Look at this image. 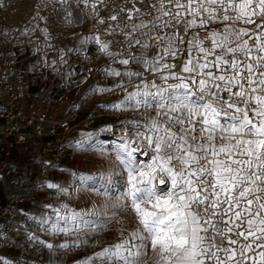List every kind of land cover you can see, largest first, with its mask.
<instances>
[{
	"label": "snow or ice",
	"instance_id": "6c2138e0",
	"mask_svg": "<svg viewBox=\"0 0 264 264\" xmlns=\"http://www.w3.org/2000/svg\"><path fill=\"white\" fill-rule=\"evenodd\" d=\"M128 2L109 19L127 17V46L137 52L121 57L98 36L90 39L113 63L144 69H105L126 92L107 107L142 115L130 123L143 130L116 150L119 198L138 228L83 264H145L149 252L155 264H264V0H154L144 13L136 6L143 0ZM149 48L156 49L151 57ZM177 58L179 67L169 62ZM53 213L35 218L50 234L99 226L85 213Z\"/></svg>",
	"mask_w": 264,
	"mask_h": 264
},
{
	"label": "rangeland",
	"instance_id": "374dc122",
	"mask_svg": "<svg viewBox=\"0 0 264 264\" xmlns=\"http://www.w3.org/2000/svg\"><path fill=\"white\" fill-rule=\"evenodd\" d=\"M154 0L137 2L141 12H148ZM94 5V7H93ZM121 7L131 8L132 3L125 0H0V54L17 59L26 79V89L34 90L37 86H47L56 104V110L66 106L79 108L78 136L75 154L68 156V164L78 167L82 177H89L78 189L71 179L58 172L72 192H78L88 200L93 216L105 219L104 225L115 224L136 230V216H131L126 202L119 198L122 189V165L116 156L117 146L126 140H133L132 134L138 130L132 121L142 120L139 112L131 110H113L108 105L124 98L115 85L121 80L109 79L101 65L106 59L113 58L101 52L102 62L86 66L80 62L83 52L99 45L91 37L98 36L102 42L109 43V51L127 56L137 52V47L129 49L124 32L127 17L121 14L117 21L109 17L119 13ZM103 21V22H101ZM154 43L161 44L160 40ZM156 52L149 48L147 55ZM114 69L124 71H144L135 63L122 65L117 58ZM79 76V79L76 77ZM124 85L128 78L123 79ZM97 88H113L114 91L98 92ZM133 91V90H132ZM114 141V157L109 156L107 144ZM135 146V145H133ZM138 159H146L138 156ZM108 168L112 178L105 186L97 185V179L103 178L101 168ZM63 179V178H62ZM105 188L109 193L104 194ZM71 193V192H70ZM92 198H95L92 201ZM97 212H101V215ZM97 224L99 223L95 220ZM154 253L149 252L145 260Z\"/></svg>",
	"mask_w": 264,
	"mask_h": 264
},
{
	"label": "built area",
	"instance_id": "2783aa9c",
	"mask_svg": "<svg viewBox=\"0 0 264 264\" xmlns=\"http://www.w3.org/2000/svg\"><path fill=\"white\" fill-rule=\"evenodd\" d=\"M102 60L101 51L93 46L83 52L80 62L93 66ZM173 63L179 67L180 58ZM101 65L104 70L109 66L114 69L109 59ZM154 75L145 72L144 78L151 80ZM133 82L138 83L139 78ZM124 86L127 91L134 90L131 83ZM120 92L126 94L121 89ZM79 111L68 105L58 112L47 86L27 90L25 74L17 59L0 54V177L7 179L13 188L9 198L0 196V258L9 264H41L44 253V246L30 238H40L42 229L27 230L32 218L22 206L28 194L37 189H48L46 182L52 172H63L75 187L83 184L80 179L83 172L78 167L63 165L70 149L71 132L81 122ZM114 149V141L110 140L107 150L111 158ZM15 150L20 156H14ZM25 154L34 156L36 164L19 163V157ZM60 209L69 214L63 206ZM130 215L135 216V213L130 211ZM145 264L150 261L145 260Z\"/></svg>",
	"mask_w": 264,
	"mask_h": 264
},
{
	"label": "crops",
	"instance_id": "0c3cea01",
	"mask_svg": "<svg viewBox=\"0 0 264 264\" xmlns=\"http://www.w3.org/2000/svg\"><path fill=\"white\" fill-rule=\"evenodd\" d=\"M169 62L173 63V60H170ZM118 70L124 72L122 68ZM76 77L79 79V76ZM108 78H116L118 80L122 79L121 77L114 76H108ZM123 79H127V77H123ZM78 126L72 130L70 135L69 153L63 162L65 167L70 166V164L67 162V158L69 155L71 157V155L75 154L77 149L75 146L76 138L78 136L77 134L79 132L77 129ZM13 154L15 157L20 156L16 150L13 152ZM19 163L24 165L36 164V160L31 154H25L19 157ZM100 174L103 176V178L97 179V185H107L112 179L109 176L108 168L102 167ZM48 183L57 184L67 191L61 192L53 188L37 189L28 194L27 200L22 206V209L32 218V224L27 230L34 231L36 228H41L43 232L40 236V240L48 241L54 245L52 249L44 246V253L40 259L41 264H83V261L87 257L92 256L94 253L99 252L104 248H107L111 244L119 243L121 240L127 237L129 233L134 231L125 227V225H104L101 222H103V220L105 221V219L93 216V218L99 222V226L79 228L78 230L69 232L67 234H50L46 230L47 226L41 227V225L38 223V220L35 218H43L45 215L54 217L53 209H60V206H63V208L69 210V215L73 211L76 213H85L87 214L85 218L89 219L88 215L91 213V210L88 207V200L84 199L81 194H78V192H72L73 189H69L68 184L66 181H64V177H62V175H60L58 172H52L50 174L46 185H48ZM76 188L78 189L79 187ZM12 192L13 188L8 180L0 177V196L3 198H9L12 195ZM94 200L95 198H92V201ZM61 213L65 214L63 210H61ZM92 213H94V215H101V212H97L98 214H95L96 212ZM65 243L68 245L67 247H59V245ZM59 248L63 249L59 250ZM156 259V255H152L150 258V264H155Z\"/></svg>",
	"mask_w": 264,
	"mask_h": 264
}]
</instances>
